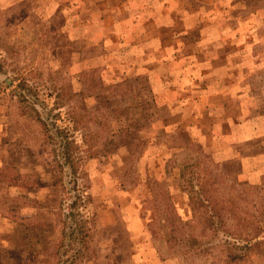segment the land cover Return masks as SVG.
<instances>
[{
  "label": "rangeland",
  "instance_id": "374dc122",
  "mask_svg": "<svg viewBox=\"0 0 264 264\" xmlns=\"http://www.w3.org/2000/svg\"><path fill=\"white\" fill-rule=\"evenodd\" d=\"M74 183L75 264H264V0H0V264H59Z\"/></svg>",
  "mask_w": 264,
  "mask_h": 264
},
{
  "label": "trees",
  "instance_id": "16d2710c",
  "mask_svg": "<svg viewBox=\"0 0 264 264\" xmlns=\"http://www.w3.org/2000/svg\"><path fill=\"white\" fill-rule=\"evenodd\" d=\"M26 87V81L22 80L17 86L14 95L19 96L21 100L30 101L32 94L26 93ZM42 125L44 129L49 126V131H54V128L50 127L49 123L43 122ZM51 126H53L52 123ZM75 128L79 130L78 126ZM55 134L57 135L51 136L52 147L50 151L53 154L55 163L52 172L58 184L67 188L68 182L64 181L65 175L77 177L80 170L82 162L79 156L81 145L74 136H64V131L61 129ZM66 192L69 198L73 197L74 200L71 202L63 200L61 202L60 214L63 216L65 230L62 233L61 242L58 246L57 258L59 259V264H75V262L83 259L86 255L82 247L80 248L79 246L84 238L90 239L92 237L89 227L90 219L87 214L88 206L82 202V194L78 193L77 183H74L73 186L71 184L70 189H67ZM80 208H82L81 212L79 211Z\"/></svg>",
  "mask_w": 264,
  "mask_h": 264
}]
</instances>
